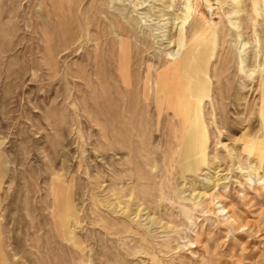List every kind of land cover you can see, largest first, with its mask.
Returning a JSON list of instances; mask_svg holds the SVG:
<instances>
[{"label": "rangeland", "instance_id": "1", "mask_svg": "<svg viewBox=\"0 0 264 264\" xmlns=\"http://www.w3.org/2000/svg\"><path fill=\"white\" fill-rule=\"evenodd\" d=\"M0 264H264V0H0Z\"/></svg>", "mask_w": 264, "mask_h": 264}, {"label": "bare ground", "instance_id": "2", "mask_svg": "<svg viewBox=\"0 0 264 264\" xmlns=\"http://www.w3.org/2000/svg\"><path fill=\"white\" fill-rule=\"evenodd\" d=\"M209 47L206 45L205 42L199 41L195 47H192L191 49L186 51L185 55L181 59V62L187 65L196 63L200 67L204 68L205 65H207L209 60L211 59ZM177 75L178 72H176L174 69L169 72H166V74L160 78L158 85H160V88L163 92L169 95L176 93L175 87H176V83L179 81ZM202 88H203L202 86L197 87L199 91H201ZM191 150H193V147L191 146V142H187L185 146L184 155L186 157H189L192 154Z\"/></svg>", "mask_w": 264, "mask_h": 264}]
</instances>
